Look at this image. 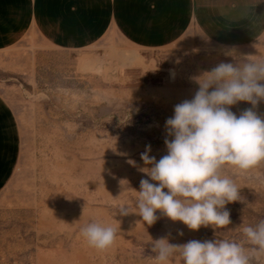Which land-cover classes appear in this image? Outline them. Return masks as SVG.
<instances>
[{
	"label": "rangeland",
	"instance_id": "obj_1",
	"mask_svg": "<svg viewBox=\"0 0 264 264\" xmlns=\"http://www.w3.org/2000/svg\"><path fill=\"white\" fill-rule=\"evenodd\" d=\"M231 48L191 26L159 47L110 31L81 49L50 47L27 34L0 51V92L21 133L18 166L0 193V264H155L151 240H242L243 226L264 219V163L226 170L241 195L226 205L228 226L193 231L159 210L148 226L134 213V190L150 180L139 170L140 154L149 144L157 160L166 154V119L193 98L199 87L193 77L235 62L224 54ZM235 49L238 56L264 55V33ZM250 107L239 102L231 110L239 115ZM256 111L264 115V102ZM123 204L133 213L119 215ZM91 222L116 229L110 248L87 244L81 229ZM169 264L183 261L177 254Z\"/></svg>",
	"mask_w": 264,
	"mask_h": 264
},
{
	"label": "clouds",
	"instance_id": "obj_2",
	"mask_svg": "<svg viewBox=\"0 0 264 264\" xmlns=\"http://www.w3.org/2000/svg\"><path fill=\"white\" fill-rule=\"evenodd\" d=\"M224 54L235 62H220L193 77L199 86L193 98L176 104L174 115L166 119V154L157 160L150 155V144L140 154L145 167L139 170L152 182L142 178L140 190H134V213L148 226L158 220V210L193 231L230 225L226 205L241 201V195L226 170L245 172L264 163V115L256 111L264 102V55L238 56L235 47ZM239 102L251 107L237 115L231 108ZM129 163L136 166L133 160ZM130 213L128 205L119 206V215ZM241 231L240 241L190 240L177 245L167 238L151 240L152 259L169 264L179 254L183 264H264V219ZM81 235L90 247L106 250L116 240V229L91 222Z\"/></svg>",
	"mask_w": 264,
	"mask_h": 264
},
{
	"label": "crops",
	"instance_id": "obj_3",
	"mask_svg": "<svg viewBox=\"0 0 264 264\" xmlns=\"http://www.w3.org/2000/svg\"><path fill=\"white\" fill-rule=\"evenodd\" d=\"M191 26L217 43L245 46L264 33V0H0V51L27 34L50 47L81 49L110 31L128 43L159 47ZM20 153L19 122L0 92V193Z\"/></svg>",
	"mask_w": 264,
	"mask_h": 264
}]
</instances>
